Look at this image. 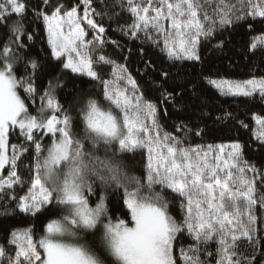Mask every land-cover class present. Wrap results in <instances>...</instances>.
Segmentation results:
<instances>
[{"label":"snow or ice","instance_id":"1","mask_svg":"<svg viewBox=\"0 0 264 264\" xmlns=\"http://www.w3.org/2000/svg\"><path fill=\"white\" fill-rule=\"evenodd\" d=\"M106 19L173 63L238 25L245 55L264 57V0H0V218L22 225L0 230V264H260L264 165L239 141L194 142L206 120L250 125L197 104L165 127L187 86L161 69L159 95L145 92L107 54L121 45ZM41 29L58 75L31 54ZM205 83L264 105V76ZM250 120L264 147V114Z\"/></svg>","mask_w":264,"mask_h":264},{"label":"trees","instance_id":"2","mask_svg":"<svg viewBox=\"0 0 264 264\" xmlns=\"http://www.w3.org/2000/svg\"><path fill=\"white\" fill-rule=\"evenodd\" d=\"M124 20H127V16L123 17L121 22ZM108 24H111L108 36L112 40L118 41L121 46L108 45L106 47L107 54L117 63L125 65L133 78L138 81L139 86L150 96L159 95L157 86L161 81L159 76L161 69L168 71L173 78L167 81V86L171 87L173 82L187 86V92L184 93L185 101L167 109L169 117L161 121L165 127L171 128L172 123L177 119L176 114L179 110L183 109L186 115L191 111V106L197 104L212 106V110L216 115L220 114L219 110L221 108L228 109L234 115L239 116L241 120H244L245 123H248L250 127L243 128L235 122L213 123L212 120H206L208 131L202 138H196L194 142L206 145L239 141L244 145V156L247 160L256 163L258 166L264 165V147L252 138L251 129L254 125L250 120L253 113L264 114V105L260 103L259 97L255 101L250 98L223 97L205 83V77L209 75L213 78L223 77L229 80L264 76V57L259 53L255 56L245 55L242 42L247 38L244 35L247 30L246 26L238 25L234 30H218L211 43L201 48V61L173 63L161 53L159 48L153 47L142 39L133 41L121 37L119 32L115 30L116 23L106 19V27ZM31 27L35 28V25ZM221 40L224 41L223 47H215ZM34 44L35 47L32 49L31 54L34 57L39 55L41 62L48 65L44 69L45 73L58 75L60 73L59 66L56 65L55 61H48L49 49L42 29L37 31ZM141 49H143V52ZM110 70V68H103L101 72L107 73ZM47 78V76H44L43 80L46 81ZM64 79H67V77H64ZM74 83L77 88L83 87L85 90L92 88L87 83V78H84V82L76 80ZM72 85L73 82H69L68 91L72 89ZM154 89L155 91H153ZM185 104L189 107L185 108ZM163 107L161 105V110H163ZM204 111L207 112L208 109L205 108ZM200 126L203 127L204 124ZM11 226L22 225L11 218H0V230ZM262 251H264V248H262ZM256 256L260 264H264V256L261 255V251H257Z\"/></svg>","mask_w":264,"mask_h":264}]
</instances>
